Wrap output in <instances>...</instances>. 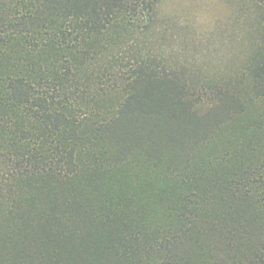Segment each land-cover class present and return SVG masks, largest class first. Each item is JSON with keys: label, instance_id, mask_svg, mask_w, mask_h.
I'll return each instance as SVG.
<instances>
[{"label": "trees", "instance_id": "1", "mask_svg": "<svg viewBox=\"0 0 264 264\" xmlns=\"http://www.w3.org/2000/svg\"><path fill=\"white\" fill-rule=\"evenodd\" d=\"M254 1L210 76L150 47L162 0H0V264H264Z\"/></svg>", "mask_w": 264, "mask_h": 264}, {"label": "rangeland", "instance_id": "2", "mask_svg": "<svg viewBox=\"0 0 264 264\" xmlns=\"http://www.w3.org/2000/svg\"><path fill=\"white\" fill-rule=\"evenodd\" d=\"M259 13L254 0H162L147 41L170 65L233 75L255 53Z\"/></svg>", "mask_w": 264, "mask_h": 264}]
</instances>
